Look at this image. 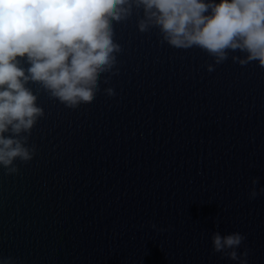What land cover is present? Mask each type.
I'll return each mask as SVG.
<instances>
[{"label":"water","instance_id":"1","mask_svg":"<svg viewBox=\"0 0 264 264\" xmlns=\"http://www.w3.org/2000/svg\"><path fill=\"white\" fill-rule=\"evenodd\" d=\"M132 2L112 22L121 51L91 103L69 108L26 85L44 115L21 134L33 159L11 174L0 165V259L264 264V66L234 62L240 50L216 64L170 46L158 26L141 32ZM217 233L245 239L215 252Z\"/></svg>","mask_w":264,"mask_h":264},{"label":"clouds","instance_id":"2","mask_svg":"<svg viewBox=\"0 0 264 264\" xmlns=\"http://www.w3.org/2000/svg\"><path fill=\"white\" fill-rule=\"evenodd\" d=\"M145 19L139 30L158 26L163 41L177 49L199 47L220 64L229 50H240L241 65L258 61L264 66V0H134ZM132 0H0V165L8 173L19 158L33 159L36 149L27 137L44 115L37 96L26 87L39 82L69 108L91 103L98 79L116 63L121 46L113 41L112 22L132 14ZM206 13H208L206 15ZM20 58V59H18ZM26 58L27 69L21 66ZM208 70H214L208 65ZM108 95H115L108 89ZM10 132L11 135L5 136ZM264 191V190H262ZM253 191L252 196L255 197ZM156 227L155 224L152 225ZM240 233L213 237L215 252L238 248ZM230 258H238L232 251ZM245 257L247 252L243 254ZM0 264H17L12 257Z\"/></svg>","mask_w":264,"mask_h":264}]
</instances>
